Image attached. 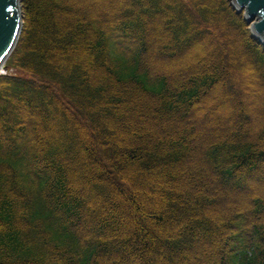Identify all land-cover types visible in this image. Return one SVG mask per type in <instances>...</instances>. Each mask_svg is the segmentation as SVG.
Wrapping results in <instances>:
<instances>
[{
  "label": "trees",
  "instance_id": "obj_1",
  "mask_svg": "<svg viewBox=\"0 0 264 264\" xmlns=\"http://www.w3.org/2000/svg\"><path fill=\"white\" fill-rule=\"evenodd\" d=\"M22 5L0 74V264H264V45L243 14Z\"/></svg>",
  "mask_w": 264,
  "mask_h": 264
},
{
  "label": "water",
  "instance_id": "obj_2",
  "mask_svg": "<svg viewBox=\"0 0 264 264\" xmlns=\"http://www.w3.org/2000/svg\"><path fill=\"white\" fill-rule=\"evenodd\" d=\"M243 12L252 35L264 44V0H230ZM23 27L20 0H0V69L16 46Z\"/></svg>",
  "mask_w": 264,
  "mask_h": 264
},
{
  "label": "rangeland",
  "instance_id": "obj_3",
  "mask_svg": "<svg viewBox=\"0 0 264 264\" xmlns=\"http://www.w3.org/2000/svg\"><path fill=\"white\" fill-rule=\"evenodd\" d=\"M85 1H87L88 2V4H89V6H91V7H95V8H98L100 11H103V10H106V9H108V8H110L117 0H100V3H96V4H94L93 3V1L92 0H85ZM21 4H22V0H21ZM22 8H23V5H22ZM186 67H184V68H182V69H179L178 70V72H182L184 69H185ZM240 78V77H239ZM241 80V79H240ZM241 82H242V80H241ZM250 88H249V90L251 91V93H252V95L254 96L255 95V93H256V91H255V89H254V87H253V85H250L249 86ZM227 93H229V91H227ZM258 94V93H257ZM226 94L224 95V96H222L221 98H217V99H215L214 100V102H213V104H212V108H211V112L213 113L214 112V110L216 109V107L219 105V103L221 104L225 99H226ZM234 97V96H233ZM235 98V97H234ZM233 98V101H235V99ZM254 99V98H253ZM253 99H252V101H253ZM261 101V100H260ZM254 103V102H253ZM213 115H214V113H213ZM202 124V123H201ZM202 125H204V124H202ZM217 127H219L220 125H222L221 124V122H217ZM206 127V126H205ZM217 127H212L211 128V131L212 132H214L215 130H216V128ZM147 206L149 207V208H153L152 207V205H149L148 203H147ZM152 229V228H151ZM153 230L155 231V233L156 232H159V230H160V228H158V227H153ZM165 258L163 257L161 260H164ZM194 260H196V256H195V258H194ZM193 260V263L195 262ZM195 264V263H194ZM196 264H197V260H196Z\"/></svg>",
  "mask_w": 264,
  "mask_h": 264
}]
</instances>
